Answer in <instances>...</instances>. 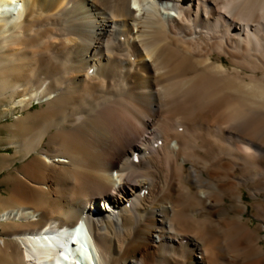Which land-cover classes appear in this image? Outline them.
I'll list each match as a JSON object with an SVG mask.
<instances>
[{
    "label": "bare ground",
    "instance_id": "bare-ground-1",
    "mask_svg": "<svg viewBox=\"0 0 264 264\" xmlns=\"http://www.w3.org/2000/svg\"><path fill=\"white\" fill-rule=\"evenodd\" d=\"M0 128V264H264V0H0Z\"/></svg>",
    "mask_w": 264,
    "mask_h": 264
},
{
    "label": "rangeland",
    "instance_id": "rangeland-1",
    "mask_svg": "<svg viewBox=\"0 0 264 264\" xmlns=\"http://www.w3.org/2000/svg\"><path fill=\"white\" fill-rule=\"evenodd\" d=\"M3 134H5L4 129L3 128H0V135H1V137L4 136ZM0 152L1 153L2 152L3 153H5V152H12L13 153L14 152V148H7L6 150L3 149V150H0ZM18 166H20V162H18ZM9 173H10V171H8V170H3V171L0 172V190L2 192H4V193H5L4 189L7 188V184L4 181V178ZM245 193H246V195H245L246 200L252 201V197L249 195V193L247 192V190H245ZM247 216L252 219V224H258L259 221L253 215V208L252 207H250V212H248ZM229 258L232 259L236 264L245 263V262H242V257H240V256H230Z\"/></svg>",
    "mask_w": 264,
    "mask_h": 264
}]
</instances>
